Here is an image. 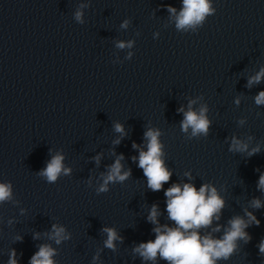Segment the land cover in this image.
<instances>
[{"label":"clouds","instance_id":"9594fccd","mask_svg":"<svg viewBox=\"0 0 264 264\" xmlns=\"http://www.w3.org/2000/svg\"><path fill=\"white\" fill-rule=\"evenodd\" d=\"M183 7L179 14H176L174 7L168 6V11L176 18L177 29H187L201 24L205 17L213 14L214 9L211 7L209 0H182ZM82 12L77 11L75 18L79 22H83ZM128 21H125L121 27H127ZM131 47L132 43L118 42L117 47ZM264 78V68H262L255 76L250 77L248 85L259 83ZM239 104V99L236 100ZM257 105H264V91L259 92L255 97ZM195 101L189 102V108L184 111L183 107L178 111L184 113V119L181 122V129L187 132L189 128L192 129V136L199 134L207 135L210 127V121L206 116L207 107H201L199 112L192 109ZM242 123V121H241ZM116 132L122 135L126 134L121 124L114 125ZM160 131L155 129H148L145 133L147 143V151L140 150L138 158V166L143 170L144 176L147 178L148 187L152 191H160L162 185L170 180L171 172L165 166L162 159L163 153L161 151L162 145L158 137ZM119 143V140L115 141ZM134 148L139 146L133 144ZM234 152H248V155H254L259 152V145L249 151V146L235 137L232 138V143L229 148ZM64 157L57 153L47 163L46 167L39 173L46 178L49 183H53L63 173L65 175L70 173L69 168L63 166ZM99 160V157H96ZM123 156L117 157L115 162L110 166L107 176L104 177V182L97 189V192H106L107 186L110 182L126 180L130 173L125 171L122 173L121 160ZM136 159L135 157L133 158ZM186 175H189L186 173ZM257 187L264 191V173L259 176ZM167 197V212L169 218L175 222L177 227L170 228L166 225L157 226L153 229L156 233L154 241L141 243L134 251L139 253L145 260H155L157 254L170 264H215V261L229 259L237 249V241L244 240L245 243L251 240V236L245 231L250 225L255 224L259 226L260 221L252 212L245 210L247 220L243 217L236 216L229 221V227L225 230L222 239H213L211 235L201 237L198 229L207 227L212 224L213 219L219 220L221 209L224 207V200L218 195L215 187L209 184L202 185L197 191L193 184L186 183L182 187L179 184H173L165 191ZM12 199L11 184L0 183V203ZM262 203L259 199L251 201V207L261 208ZM159 215L157 206L153 205L149 214V221L157 224V216ZM191 230V231H189ZM219 227L213 231H219ZM103 231L107 233L105 246L114 249V241L122 239L118 237L116 231L112 228H104ZM36 234L34 238H38ZM50 238L59 244L62 240L68 239L65 228L62 226L52 225V232ZM18 239H20L18 237ZM259 253L264 255V239L258 245ZM55 255V250L49 245H41L39 251L36 252L29 261V264H54L52 257ZM8 264H18L15 250H12Z\"/></svg>","mask_w":264,"mask_h":264}]
</instances>
